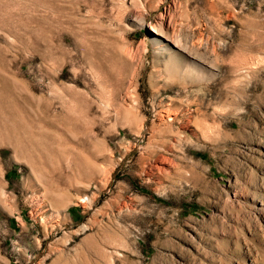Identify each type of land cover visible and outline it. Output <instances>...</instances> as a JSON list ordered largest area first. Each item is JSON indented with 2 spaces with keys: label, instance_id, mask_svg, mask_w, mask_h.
Wrapping results in <instances>:
<instances>
[{
  "label": "rangeland",
  "instance_id": "obj_1",
  "mask_svg": "<svg viewBox=\"0 0 264 264\" xmlns=\"http://www.w3.org/2000/svg\"><path fill=\"white\" fill-rule=\"evenodd\" d=\"M0 108V264H264V0H0Z\"/></svg>",
  "mask_w": 264,
  "mask_h": 264
},
{
  "label": "bare ground",
  "instance_id": "obj_2",
  "mask_svg": "<svg viewBox=\"0 0 264 264\" xmlns=\"http://www.w3.org/2000/svg\"><path fill=\"white\" fill-rule=\"evenodd\" d=\"M65 102V101H64ZM70 104H71V101L69 102ZM64 106V105H63ZM65 106H67V105H65ZM72 106V105H71ZM10 107V106H9ZM69 107V106H68ZM73 107H74V105H73ZM6 108V107H5ZM55 108V107H54ZM63 108V107H62ZM49 109H50V105L48 104V103H46V104H44L41 108H40V113H39V115H38V119H39V121H40V123L42 122V126L43 127H45L46 125L48 126V125H53V121H51L50 119H49V115H48V112H49ZM70 109H71V107H70ZM0 110H1V113H3V114H6V116L7 117H9V118H15L16 117V113L13 111V110H11V109H4V108H0ZM31 110V109H30ZM53 110V109H52ZM51 110V111H52ZM73 110H75V108L73 109ZM54 111V110H53ZM52 111V112H53ZM64 111V110H63ZM23 112H24V114L27 116V117H29L30 119V121L31 122H33V120L31 119V117H30V112H29V110H27V109H23ZM69 112V111H68ZM65 113V112H64ZM74 113V112H73ZM72 113V111H71V115L73 114ZM69 114V113H68ZM76 116V115H75ZM28 119V118H27ZM30 121H29V123H30ZM27 122V121H26ZM28 123V124H29ZM57 125V124H56ZM35 127V126H34ZM1 129H4V130H6V132H10L9 130L11 129V128H9L7 125H4V128H1ZM57 130V129H56ZM44 141H46L47 142V140H44ZM42 143V142H41ZM29 144H33V142H30ZM37 143H35V145H36ZM37 145H39V144H37ZM47 145V144H46ZM43 149L45 148L46 150H47V148H46V146H44V147H42ZM49 148H51V147H49ZM59 215H60V213H57L54 217H55V219H59Z\"/></svg>",
  "mask_w": 264,
  "mask_h": 264
}]
</instances>
